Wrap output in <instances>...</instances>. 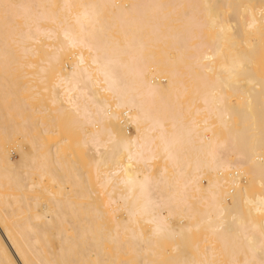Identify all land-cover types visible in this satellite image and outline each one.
Instances as JSON below:
<instances>
[{"label":"bare ground","instance_id":"6f19581e","mask_svg":"<svg viewBox=\"0 0 264 264\" xmlns=\"http://www.w3.org/2000/svg\"><path fill=\"white\" fill-rule=\"evenodd\" d=\"M0 264H264V0H0Z\"/></svg>","mask_w":264,"mask_h":264},{"label":"rangeland","instance_id":"374dc122","mask_svg":"<svg viewBox=\"0 0 264 264\" xmlns=\"http://www.w3.org/2000/svg\"><path fill=\"white\" fill-rule=\"evenodd\" d=\"M66 59H68V58H65V59H64V62L66 61ZM66 62H67V61H66ZM66 62H65V63H66ZM130 131H132V128H130ZM77 155L79 156V154H77ZM77 155H76V157H75L76 160H77L78 158H79V161L82 159L81 162L78 161L79 163H83V162L86 161V159L84 158V156L77 157ZM12 156L16 159V158H17V153H12ZM82 157H83V158H82ZM80 158H81V159H80ZM84 159H85V161H84ZM178 224H179L178 221L175 222V225H178ZM187 236H191V235H187ZM187 236L185 237L186 239H184V241L186 242V244L188 243L187 245H191L190 242L192 241V237H191V238L189 237L190 239H189V241H188V240H187V239H188ZM193 236H194V235H193ZM195 236H196V234H195ZM195 236H194V237H195ZM195 238H196V237H195ZM195 238H194V239H195ZM196 239H197V238H196ZM187 241H188V242H187ZM195 241H196V240H195ZM192 242H193V241H192ZM189 243H190V244H189ZM189 247H190V246H188V248H189Z\"/></svg>","mask_w":264,"mask_h":264}]
</instances>
